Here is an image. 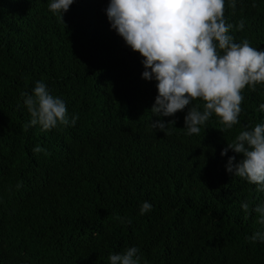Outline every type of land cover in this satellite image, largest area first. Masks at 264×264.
I'll return each instance as SVG.
<instances>
[{"label":"trees","instance_id":"trees-1","mask_svg":"<svg viewBox=\"0 0 264 264\" xmlns=\"http://www.w3.org/2000/svg\"><path fill=\"white\" fill-rule=\"evenodd\" d=\"M108 2L74 0L60 20L50 0H0V264H110L130 246L140 264H264V242L245 239L264 232L251 211L264 192L226 171L239 154L220 155L264 123V85L243 90L232 129L213 114L187 135V108L151 113L156 82L111 29ZM225 18L245 22L230 30L236 42L264 50V0H236L235 10L225 0ZM40 80L74 125L25 129L21 94ZM157 119L175 121L170 135L151 129ZM145 201L153 207L141 215Z\"/></svg>","mask_w":264,"mask_h":264},{"label":"clouds","instance_id":"clouds-1","mask_svg":"<svg viewBox=\"0 0 264 264\" xmlns=\"http://www.w3.org/2000/svg\"><path fill=\"white\" fill-rule=\"evenodd\" d=\"M73 2L50 0L48 8L62 20ZM227 5L235 10L236 0H227ZM105 13L111 29L143 58L141 78L156 82L157 95L150 109L153 116L172 117L187 108L184 128L189 136L199 135L213 114L223 130L232 129L239 123L243 90L249 87L255 91L257 85H264V50L252 47L247 39L234 40L230 30L243 31L245 22L240 20L234 26L226 21L225 0H109ZM21 95L31 116L25 129L39 125L42 130H51L58 125H74L78 119L73 115L69 120L66 104L50 94L43 80L35 83L31 94ZM195 100L203 102L202 109L192 104ZM259 110L264 112V104ZM174 123L157 119L150 127L170 135L168 125ZM229 150L241 159L234 163L236 156H229L226 171L264 192V123L240 131L220 155ZM33 151L45 150L37 146ZM21 186L18 183L16 187ZM152 207L143 202L140 214ZM241 208L247 218L250 203L243 202ZM251 211L264 225V204ZM245 239L264 242V232L257 231ZM139 253L138 247L130 246L108 259L110 264H140Z\"/></svg>","mask_w":264,"mask_h":264}]
</instances>
